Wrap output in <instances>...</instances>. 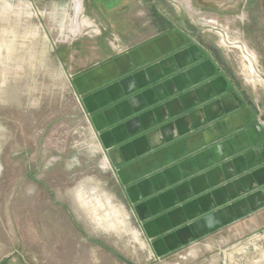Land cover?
Masks as SVG:
<instances>
[{
	"label": "rangeland",
	"instance_id": "1",
	"mask_svg": "<svg viewBox=\"0 0 264 264\" xmlns=\"http://www.w3.org/2000/svg\"><path fill=\"white\" fill-rule=\"evenodd\" d=\"M166 1L264 117V0ZM78 2L0 0V264H264V232L169 251L145 236L63 62L64 46L109 37Z\"/></svg>",
	"mask_w": 264,
	"mask_h": 264
},
{
	"label": "crops",
	"instance_id": "2",
	"mask_svg": "<svg viewBox=\"0 0 264 264\" xmlns=\"http://www.w3.org/2000/svg\"><path fill=\"white\" fill-rule=\"evenodd\" d=\"M81 1L109 37L63 62L145 236L169 251L264 232V117L246 90L166 0Z\"/></svg>",
	"mask_w": 264,
	"mask_h": 264
}]
</instances>
